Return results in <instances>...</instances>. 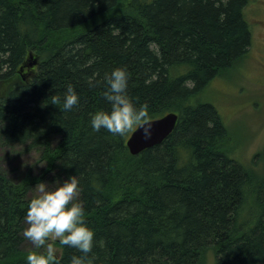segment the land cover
Here are the masks:
<instances>
[{"label":"trees","instance_id":"1","mask_svg":"<svg viewBox=\"0 0 264 264\" xmlns=\"http://www.w3.org/2000/svg\"><path fill=\"white\" fill-rule=\"evenodd\" d=\"M248 2L0 0V264H27L33 186L72 175L94 264H264V166L237 159L219 110L199 97L248 52ZM116 67L152 118L178 115L137 154L130 133L90 124L110 109L104 77ZM69 84L79 103L64 111L51 98ZM16 148L37 153L38 173L10 175L2 164ZM57 244L60 264L80 254Z\"/></svg>","mask_w":264,"mask_h":264},{"label":"clouds","instance_id":"2","mask_svg":"<svg viewBox=\"0 0 264 264\" xmlns=\"http://www.w3.org/2000/svg\"><path fill=\"white\" fill-rule=\"evenodd\" d=\"M128 72L124 67L114 68L104 80L107 89L104 98L110 109H100L91 115L93 131L105 129L113 135L125 136L140 130L145 139L152 134L153 118L149 105L144 102L137 106L128 94ZM90 86H95L90 80ZM53 105H63L64 111H71L79 103V96L69 84L63 100L53 95ZM50 187L45 182L35 185L24 217L22 235L33 246L27 255V264H60L57 249L52 241L58 240L65 247L74 248L79 255H72L69 264H94L92 252L95 234L85 222L83 202L79 200V180L75 175L63 182L57 180Z\"/></svg>","mask_w":264,"mask_h":264},{"label":"rangeland","instance_id":"3","mask_svg":"<svg viewBox=\"0 0 264 264\" xmlns=\"http://www.w3.org/2000/svg\"><path fill=\"white\" fill-rule=\"evenodd\" d=\"M245 15L252 31L248 52L226 74L211 81L199 97L213 103L219 110L230 131L229 144L237 159L246 168L257 170L264 166V158H261L264 156L260 154L264 150V0H249ZM17 150L7 152L5 157L8 158L2 164L10 175H20L27 166L38 173L42 162L37 160V153ZM4 152L6 150L0 149V155ZM57 241L52 243L58 253ZM24 247L27 250L33 248L28 240H25ZM211 262L212 258L209 264Z\"/></svg>","mask_w":264,"mask_h":264},{"label":"water","instance_id":"4","mask_svg":"<svg viewBox=\"0 0 264 264\" xmlns=\"http://www.w3.org/2000/svg\"><path fill=\"white\" fill-rule=\"evenodd\" d=\"M178 120L177 113L171 111L160 117L153 118L152 134L145 139L140 130L130 132L125 143L130 153L137 154L145 148L162 142L173 130Z\"/></svg>","mask_w":264,"mask_h":264}]
</instances>
